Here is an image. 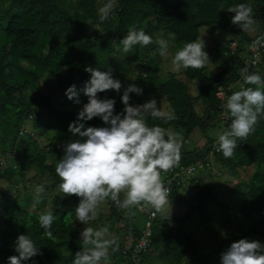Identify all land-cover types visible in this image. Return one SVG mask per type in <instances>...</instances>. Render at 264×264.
<instances>
[{
	"label": "trees",
	"instance_id": "16d2710c",
	"mask_svg": "<svg viewBox=\"0 0 264 264\" xmlns=\"http://www.w3.org/2000/svg\"><path fill=\"white\" fill-rule=\"evenodd\" d=\"M107 2L0 0V183L7 184L0 186V264H10L8 258L19 255L15 245L21 234L29 235L40 249V254L22 264H73L76 253L83 251L80 234L86 226L95 230L107 227L109 238H118L119 249L111 253L110 264H221L223 242L248 239L252 234L264 244V115L258 117L246 141L237 140L234 157L224 158L217 151L218 137L229 131L232 123L226 109L227 98L241 88L257 87L244 83L241 70L247 67L248 74H259L264 79V44H258L257 50L250 48L256 40L264 38V0H115L109 17L100 21L98 10ZM241 3L253 8L256 23L248 32L231 22L235 13L226 11ZM132 27L143 29L153 40L172 41L174 53L186 43L200 41L203 30L227 32L232 38L205 46L214 69L207 62L201 69L165 72L161 67L164 57L159 55L158 45L154 43L136 45L127 54L122 52L120 40ZM119 58L131 64L126 68L128 71L138 68L136 76L145 97H163L175 113L176 119L167 122L146 117L150 127L171 129L183 140L199 129L206 139L202 146L188 147L182 143L179 166L172 171V176L183 180L181 167L204 164L195 177L186 178L180 185L176 181L172 184L169 201L189 205L183 216L164 219L163 214L156 213L150 219L147 212L118 209L115 202L108 200V210L100 209L97 219L85 225L76 220L74 211L80 198L63 195L59 190L62 181L55 172L56 165L64 155L65 146L79 139L78 134L73 136L69 131V125L77 120L89 101L83 88L91 73L85 69L90 66L111 71L114 77L113 61ZM254 58L258 61L250 62ZM48 73L58 81L54 88L44 84ZM77 84L79 103L71 104L66 90ZM222 89L225 95L219 98L216 93ZM123 92L106 90L98 92L97 97L114 99V114H120L125 107L121 99ZM59 95L68 99L60 102V107L56 104ZM145 97L130 93V103L143 104ZM46 114L52 121L44 117ZM88 126L107 125L95 117L85 122V127ZM215 128L219 129L218 133L210 135L209 131ZM22 139L38 146V150L31 153L25 150L21 154L18 145ZM215 167L236 174L245 172L230 190L231 195L237 194L240 217L250 220L246 229L241 227L228 233L219 227L212 232L208 200L214 199L220 205V222L224 226L230 220L227 202L217 198L216 181L205 183L206 176L201 174L207 171L213 178ZM28 180L32 181L31 185ZM192 184L202 187L190 197L185 190ZM39 185H44L45 192L37 202L35 189ZM54 191L52 199L59 203L53 209H46L48 196ZM120 198H124L123 193ZM147 209L154 210L151 206ZM196 210L200 213L191 220ZM45 211L59 216L53 222L51 238L44 234L38 221ZM196 220L197 226L206 225L208 233L204 239L189 231L193 230L190 223ZM147 230L151 232L149 246L135 253V245ZM223 232L228 234L220 240ZM212 242L216 247L212 248Z\"/></svg>",
	"mask_w": 264,
	"mask_h": 264
},
{
	"label": "clouds",
	"instance_id": "9594fccd",
	"mask_svg": "<svg viewBox=\"0 0 264 264\" xmlns=\"http://www.w3.org/2000/svg\"><path fill=\"white\" fill-rule=\"evenodd\" d=\"M115 6V0L99 8V19L105 21ZM224 10V9H222ZM235 13L231 22L244 32L251 31L256 21L253 8L248 4H238L226 9ZM264 39V38H262ZM158 45L161 57H167L168 45L165 40L146 34L143 29H129L128 34L120 40L122 52H131L136 45ZM257 40L254 46L260 44ZM209 61L205 43L199 40L186 43L172 58V70L201 69ZM91 77L83 88L89 97L76 121L69 125V131L79 139L69 142L64 148V155L58 161L55 172L62 181L59 190L63 195H75L80 201L75 208L76 220L88 225L97 219L101 205L108 200L115 202L118 209H139L143 211L151 206L156 213L165 214L169 205V189L165 187L162 174L171 172L179 166L181 160V137L179 133L160 126L150 127L146 117L162 119L165 122L176 119L175 113L166 112L151 99L143 104L132 105L130 93L142 94L143 89L130 84L124 89L123 112L114 114V99H99L98 92L115 90L120 92L122 82L113 77L111 71H101L87 67ZM245 84L256 85L241 88L233 92L226 101V109L232 118L230 130L218 137L217 151L224 158H232L237 148V140L246 141L254 131L258 117L264 115V79L259 74H248L245 67L240 72ZM134 80V79H133ZM223 98V92L217 91ZM67 97L79 103L75 85L66 90ZM100 117L105 127H85V122ZM200 162L191 165H197ZM189 167V166H188ZM199 168L196 175L199 174ZM186 178L183 179V182ZM45 192L44 185L35 189V199L40 201ZM124 198L121 200V194ZM172 207V201H171ZM135 215V212L131 213ZM171 214V212H170ZM170 214H165L169 218ZM52 211H45L38 216L39 225L45 235L52 237L51 228L58 218ZM83 251L77 252L73 264H110L111 253L119 249L118 238H109L108 228L95 230L85 227L81 232ZM19 255L10 256V264H22L23 261L40 254L29 235L21 234L16 241ZM111 250V251H110ZM221 264H264V244L259 240L240 239L222 253Z\"/></svg>",
	"mask_w": 264,
	"mask_h": 264
},
{
	"label": "rangeland",
	"instance_id": "374dc122",
	"mask_svg": "<svg viewBox=\"0 0 264 264\" xmlns=\"http://www.w3.org/2000/svg\"><path fill=\"white\" fill-rule=\"evenodd\" d=\"M231 38H232L231 34H229L227 32H221V33L220 32H216V33L214 32V33H212L209 30H203L200 41L201 42L204 41L205 46H206V45L214 44L215 41H217V40H226V39H231ZM167 45H168L167 57L166 58L164 57V59L162 61V65H161V67L163 66V69L165 72L170 71V70L173 71L172 70V58L174 57L175 53L177 52V51H175V53H174V51L172 52V50H171V48L174 45L172 41H171V43H167ZM250 48H251V46H250ZM257 61H258L257 58L250 60V62H252V63H256ZM113 62H114V66H115L114 78L119 79L122 82V88H121L120 92L124 91L125 88H127L130 84H133V83L141 88L138 77L136 76L137 72H139L137 67H134V72H130L126 68H129L131 66V64L125 62L123 59L119 58L117 60H114ZM208 62L210 63L209 68L214 69V67H213L214 64L212 62L211 56H209ZM161 75L164 76L163 74H161ZM162 79H164V78H162ZM44 81H45L44 84H48L49 86H51L53 88L58 85V81H57L56 77H54L53 75H51L49 73L44 77ZM75 86L77 89V87L79 85L77 84ZM193 88H194V93L197 94L196 87L193 86ZM111 91L116 92L115 90H111ZM221 91L225 95L224 90L222 89ZM133 94H135L137 96L145 97L144 92L142 94H136V93H133ZM224 95H223V97H224ZM151 99H155L157 101V106L160 107L161 110L166 111V112H171L170 105L168 104V102L163 97H161V96H158L155 98L145 97L146 102L151 100ZM65 100H68L67 97H65V95H59V98L57 99L56 104L60 107L61 106L60 102H64ZM69 101H71V104H73L76 102V99H71ZM224 116H226V114H224ZM44 117L48 121H52V118H50V116L48 114H46ZM27 126L29 128H32L30 123H28ZM218 131H219V129L215 128L214 130H210L209 133H210V135L214 136V135H216V133H218ZM205 142H206V139L204 138V135L202 134V132L199 129H196L190 135L188 140L181 139V143H185L188 147L202 146ZM25 150H27L29 153L36 152L38 150V146H35V144L30 143V141H28L27 139H22L18 145V151L21 154H23ZM201 174L203 176H206L205 183L212 182V179H214L216 181V183L218 185L217 194H216L217 198L220 202L224 201V200H225V202H227L226 211L228 212V214H230V218H229L230 220L224 226L220 222L221 221L220 215L222 212L220 205L217 202H215L214 199L208 200L206 202V206L208 207L207 210L209 212H211V222L210 223H211V226L213 227L212 232H214V230H219L220 228L222 230H227L226 232H228V233L232 232L233 230H238L241 227H245V229H246L247 225L250 224V220L243 219L240 217V215H239V207L240 206L238 205L237 194L233 193V195H231L232 190H230L232 185L237 182V180L240 176H242V177L245 176V172H240V174H236V173L229 172L226 169L218 170V168L215 167L214 174L212 175L213 178H210V176L207 175V171H202ZM31 182H32L31 180H28V185H31ZM34 183H35V181H34ZM6 185H7L6 182L0 183L1 187H5ZM22 186L23 185H20V187H22ZM201 187L202 186L195 185V184L189 185L185 190L187 196L191 197L193 195H196L199 192ZM55 194H56V191L49 194L48 203L45 207L46 209H53L58 205L59 201H56V200L54 201L52 199ZM188 206L189 205L185 202L172 201V207H171V201H169V205L166 209L165 214H170V212H171L170 216H173V215L183 216L187 212ZM101 210L103 212H106L108 210L106 202L101 205ZM199 213H200V210H196L195 213L192 215L191 220L196 219L197 216L199 215ZM165 214H163V215H165ZM198 220H196L194 223L193 222L190 223V227L192 226L193 230H189V231L194 232L197 237L201 236L200 238H203L208 232L205 231V230H207L205 227L206 225H199V226L196 225V223H198ZM140 221L142 222V218L140 219ZM91 224H92V222H90V225ZM187 229H189L188 226H187ZM226 232H223V235H221L220 240H222L228 234ZM202 234H204V235L202 236ZM215 239L218 241L219 237L215 238ZM215 239H213L212 241H216ZM248 239L249 240H258L257 237L255 235H252V234L249 235ZM207 241H208V243H211V238H208ZM212 243H214V246H212V248L216 247L215 242H212ZM232 243L233 242H231V241L223 242L220 246V253L222 254L223 252H225L231 246Z\"/></svg>",
	"mask_w": 264,
	"mask_h": 264
},
{
	"label": "built area",
	"instance_id": "2783aa9c",
	"mask_svg": "<svg viewBox=\"0 0 264 264\" xmlns=\"http://www.w3.org/2000/svg\"><path fill=\"white\" fill-rule=\"evenodd\" d=\"M261 41H262V39H261ZM261 44H264V43L261 42ZM259 47L260 46L258 44L255 46L253 44L251 46V48L253 50H257ZM199 168H204V164L202 162L198 163L197 165H190L189 167H181L180 172H181V175H184V178H192V177L196 176V173H197ZM172 171L162 174L165 187H167L169 189V193H171V191H172V184L174 181H176V184H178V185L183 184L182 179L179 180L175 176H172L173 175ZM179 173H177L176 175H178ZM154 211L155 210H150V209L145 208L142 212H147L149 214L150 219H152L156 216V214L153 215ZM149 224H150V222H148V225ZM150 234H151V232L147 230L146 233L144 234V236L137 242V244L135 245V251H136L135 253H137L141 249L147 248L149 246Z\"/></svg>",
	"mask_w": 264,
	"mask_h": 264
}]
</instances>
